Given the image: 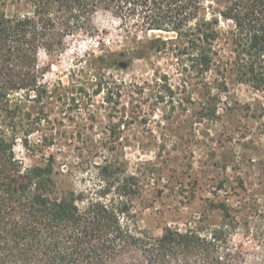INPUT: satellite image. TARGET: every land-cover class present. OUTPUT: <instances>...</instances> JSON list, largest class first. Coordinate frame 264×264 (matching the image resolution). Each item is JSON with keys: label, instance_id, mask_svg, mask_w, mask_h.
<instances>
[{"label": "rangeland", "instance_id": "374dc122", "mask_svg": "<svg viewBox=\"0 0 264 264\" xmlns=\"http://www.w3.org/2000/svg\"><path fill=\"white\" fill-rule=\"evenodd\" d=\"M93 21L99 35L72 36L60 54L39 51L47 97L26 109L30 118L19 128L41 119L28 148L19 131L15 158L29 168L52 157L59 191L90 198L106 188V200L126 199L139 231L208 233L225 224L244 264L260 263L264 89L240 79L247 58L236 50L233 23H219L217 71L198 75L181 73L175 59L155 52L120 65L95 59L121 50L124 31L105 12Z\"/></svg>", "mask_w": 264, "mask_h": 264}, {"label": "trees", "instance_id": "16d2710c", "mask_svg": "<svg viewBox=\"0 0 264 264\" xmlns=\"http://www.w3.org/2000/svg\"><path fill=\"white\" fill-rule=\"evenodd\" d=\"M209 2L0 0V264H244L225 224L208 233L169 226L158 235L139 231L126 199L106 200V188L90 198L59 191L52 157L23 168L13 152L19 131L28 148L38 129V115L19 128L30 118L26 109L47 97L39 51L60 54L72 36L99 35L93 21L99 12L120 21L124 45L95 59L120 65L155 52L175 59L181 73L198 75L217 71L219 23L231 21L236 50L247 58L240 79L264 89V0ZM154 31L173 36L149 37ZM220 209L228 211L224 203ZM261 248L258 264L264 242Z\"/></svg>", "mask_w": 264, "mask_h": 264}]
</instances>
